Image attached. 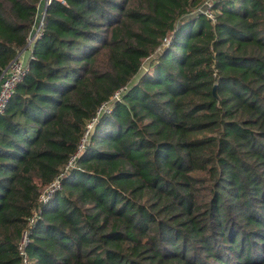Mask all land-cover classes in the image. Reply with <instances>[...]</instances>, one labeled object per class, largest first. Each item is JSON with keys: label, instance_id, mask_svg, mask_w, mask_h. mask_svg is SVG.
<instances>
[{"label": "trees", "instance_id": "obj_1", "mask_svg": "<svg viewBox=\"0 0 264 264\" xmlns=\"http://www.w3.org/2000/svg\"><path fill=\"white\" fill-rule=\"evenodd\" d=\"M43 1L0 0V77ZM64 1L0 113V264H264V0Z\"/></svg>", "mask_w": 264, "mask_h": 264}, {"label": "built area", "instance_id": "obj_2", "mask_svg": "<svg viewBox=\"0 0 264 264\" xmlns=\"http://www.w3.org/2000/svg\"><path fill=\"white\" fill-rule=\"evenodd\" d=\"M50 0H46V4H48ZM216 0H202L196 8L193 10V14H201L205 16L208 19L214 20L215 18V9H214V3ZM62 3H65L64 0H61ZM43 27V16L40 18V21L35 25L31 35L28 38V43H27V49L32 48L35 39L38 37L40 34L41 30ZM22 53V52H21ZM21 53L14 58L4 69L1 77H0V113H3L11 96L14 93V90L16 86L23 80L24 76L28 72L29 65L27 62L23 61L21 58ZM122 90V89H121ZM120 90L115 93L114 97L117 99L120 98ZM113 97V99H114ZM106 105H102L101 108H99V112L102 109H105ZM107 110V109H106ZM97 120V117L93 118L91 122L87 125L84 137L82 139V142L78 148L77 153L72 155V157L69 159L68 163L65 166V169L48 185L46 186L40 196H39V201H46L49 196L53 194V192L59 190L61 188V177L62 175L69 169L72 168L75 163H76V158L83 148L84 142L86 138L88 137V133L92 130V127L94 125V122ZM37 216V211H35L32 216L28 219L29 225L34 222L35 218ZM28 238L27 231L24 230L22 233V237L19 243V250L20 253L23 252V246L26 243Z\"/></svg>", "mask_w": 264, "mask_h": 264}, {"label": "crops", "instance_id": "obj_3", "mask_svg": "<svg viewBox=\"0 0 264 264\" xmlns=\"http://www.w3.org/2000/svg\"><path fill=\"white\" fill-rule=\"evenodd\" d=\"M45 2L46 1H43L39 8V14L41 15V17L43 16L44 11H45V4H46ZM29 55H30V49H24L21 53L22 60L27 62Z\"/></svg>", "mask_w": 264, "mask_h": 264}, {"label": "rangeland", "instance_id": "obj_4", "mask_svg": "<svg viewBox=\"0 0 264 264\" xmlns=\"http://www.w3.org/2000/svg\"><path fill=\"white\" fill-rule=\"evenodd\" d=\"M40 18H41V15L39 14V12H38V17H37V19H38V21H40ZM153 57V56H152ZM150 62V60L149 59H146V60H144V62H143V69H142V71H145L147 68H148V63ZM141 71V72H142ZM114 99H117L116 97H114ZM112 106V104L111 103H109L108 105H106V107H105V109H109L110 107Z\"/></svg>", "mask_w": 264, "mask_h": 264}, {"label": "water", "instance_id": "obj_5", "mask_svg": "<svg viewBox=\"0 0 264 264\" xmlns=\"http://www.w3.org/2000/svg\"><path fill=\"white\" fill-rule=\"evenodd\" d=\"M45 12V11H44Z\"/></svg>", "mask_w": 264, "mask_h": 264}]
</instances>
